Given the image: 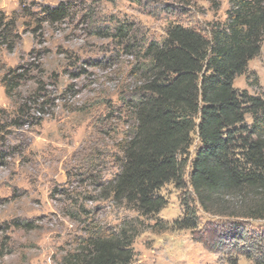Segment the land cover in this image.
I'll return each instance as SVG.
<instances>
[{"label": "rangeland", "instance_id": "1", "mask_svg": "<svg viewBox=\"0 0 264 264\" xmlns=\"http://www.w3.org/2000/svg\"><path fill=\"white\" fill-rule=\"evenodd\" d=\"M230 1L0 0V14L8 17L23 8L39 14L45 5H78L73 17L57 24L21 19L14 52L0 50V124L6 126L0 132V264H69L94 231L131 243V264L262 262L264 221L213 217L199 207L189 182L196 137L182 182L159 192L167 202L159 214L145 216L105 191L120 172L118 146L136 132L128 102L140 99L141 79L132 72L146 63L145 47L163 43L174 26L208 36L228 23ZM122 25L132 30L133 49L127 50V37H114ZM20 66L31 68V79L15 103L1 78ZM39 82L49 99L46 114L24 127L13 125L17 105ZM234 88L251 95L264 90V42ZM35 110L31 115L39 116ZM184 203L197 213L195 231L174 227ZM214 227L228 236L245 230V241L230 238L211 249L195 240Z\"/></svg>", "mask_w": 264, "mask_h": 264}, {"label": "trees", "instance_id": "2", "mask_svg": "<svg viewBox=\"0 0 264 264\" xmlns=\"http://www.w3.org/2000/svg\"><path fill=\"white\" fill-rule=\"evenodd\" d=\"M76 9L77 4L66 2L42 6L39 14L27 8L11 17L1 13L0 50L14 52L21 19L57 24L73 17ZM132 34L122 25L114 37H127L129 50L133 49ZM263 42L264 2L231 0L228 23L214 26L208 36L174 26L163 43L148 44L146 63L132 72L142 84L137 90L140 99L128 102L136 132L118 146L123 160L119 174L106 187L107 196L145 216L159 214L167 205L159 192L169 183L182 182L196 137L199 148L191 162L189 182L203 212L264 221V90L251 95L234 88L236 78L247 75L249 63L261 55ZM30 69L10 68L1 78L6 95L15 103L23 100L20 90L31 79ZM38 85L17 105L13 125L24 127L46 114V88L41 82ZM34 110L39 116L31 115ZM5 127L0 124V132ZM183 207V218L174 223L175 229L197 230L196 211L188 203ZM240 231L233 230L228 236L214 227L195 240L213 249L230 238L245 241V230ZM133 257L131 243L94 231L68 263L131 264ZM262 263L264 256L255 264ZM228 264L238 262L229 259Z\"/></svg>", "mask_w": 264, "mask_h": 264}]
</instances>
